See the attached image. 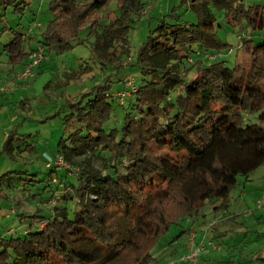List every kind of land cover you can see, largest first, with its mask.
Here are the masks:
<instances>
[{"label": "trees", "instance_id": "1", "mask_svg": "<svg viewBox=\"0 0 264 264\" xmlns=\"http://www.w3.org/2000/svg\"><path fill=\"white\" fill-rule=\"evenodd\" d=\"M17 1L0 0V10L21 11ZM181 1L196 21L162 19L132 58L127 34L146 9L145 0H51V19L40 39L15 33L3 47L5 64L13 68L27 64L37 48L45 57L63 55L92 39V60L105 70L128 61L135 76L133 90L112 93V85L125 83L126 76L110 74L105 84L68 103L63 123L70 132L44 161L46 166L56 156L63 160L64 167L46 166L48 198L56 202L47 213L29 216L20 233L0 234V264H149L170 226L216 200L222 202L213 210L226 208L237 177L264 166V42L255 45L251 37L264 29V5ZM210 4L239 32L248 66L213 62L234 48L217 35ZM104 17L108 22L101 25ZM83 29L87 38L79 40ZM32 40L36 48L26 52ZM125 90L129 95L121 103L116 95ZM253 117L260 125L248 123ZM70 168L76 169L73 181L65 177ZM208 261L199 264H240Z\"/></svg>", "mask_w": 264, "mask_h": 264}, {"label": "rangeland", "instance_id": "2", "mask_svg": "<svg viewBox=\"0 0 264 264\" xmlns=\"http://www.w3.org/2000/svg\"><path fill=\"white\" fill-rule=\"evenodd\" d=\"M50 1L18 0V4L23 3L19 7L21 11L14 12L17 7L0 10V81L4 87L15 84V88L11 87L6 95H0V234L8 229L20 233L28 227L29 216L47 213L52 206L54 200L48 198L51 181L49 187H45L47 183L44 182L49 170L44 161L46 156L53 157L60 139H65L70 132L71 127L63 123L70 112L68 103L75 102L92 87L105 84L104 78L110 74H118L122 79L126 76L125 83L131 81L133 86L131 77L135 76L134 69L127 66L128 61H124L118 70H105L99 62L91 59L89 43L92 39L85 46H74L63 55L44 56L38 67L32 70L33 78L18 79L26 64L13 68L6 65L3 47L10 43L15 33L40 39V31L51 19ZM145 2L149 11L143 10L142 16L134 18L127 34L130 58L151 34H156L162 19L169 22L177 16L180 23L196 21L188 3L181 0ZM244 4L264 5V0H244ZM209 9L215 17L217 35L235 49L239 32L226 23L222 10L213 4ZM114 15L113 12L111 18ZM104 18L101 25L108 22ZM87 33L88 29H83L79 40H85ZM251 37L255 45L261 44L264 42V29L253 31ZM31 48H36L33 40L25 44L24 50L28 52ZM213 60L222 61L229 68L235 64L248 66L251 62L243 49L223 52ZM9 76L11 80L5 82ZM125 83L122 86L119 82L114 83L111 92L130 86ZM248 123L260 125L255 117ZM9 136L12 137V145L5 151ZM94 166L100 170L101 163L95 161ZM72 170L76 171L70 168L65 173L67 181H73ZM234 186L224 203L226 208L213 210L222 202L216 200L204 205L195 217L191 215L185 221L170 226L151 250L149 264H199L205 258L208 262L229 260L240 264H264L260 259L264 253V208L259 207L264 202V166L247 177L238 176ZM65 197L68 201L69 195ZM69 205L75 207L71 202ZM18 213L23 216H17ZM198 248L195 261L177 262L182 256L189 255L190 249L196 251Z\"/></svg>", "mask_w": 264, "mask_h": 264}, {"label": "built area", "instance_id": "3", "mask_svg": "<svg viewBox=\"0 0 264 264\" xmlns=\"http://www.w3.org/2000/svg\"><path fill=\"white\" fill-rule=\"evenodd\" d=\"M144 11L148 12L149 6H147L146 9H144ZM237 46L238 47H236L235 49L240 50L241 44L240 45L238 44ZM233 50L234 49L230 50L229 53L232 52ZM43 58H44L43 49L37 48L36 51L29 57V60H28L27 64L25 65L23 72L18 76V79L20 80V79H27V78L33 77L32 70L34 68L38 67V65L42 62ZM125 84H126V86L130 85L129 87H126L127 89L130 88L133 90V86H132L131 81H127V83H125ZM12 86L13 85L10 83L4 87V86H2V83L0 81V92H9V90ZM128 95H129V91L126 90V91H122V92L117 93L116 96L119 99V101L122 103L124 97L128 96ZM51 164L58 165L60 167H64L63 160H62L61 156H56L55 159H53V160L48 159L46 166L48 167ZM52 200H54V202L52 204V206H53L56 201H55V199H52ZM259 207L264 208V202H262ZM10 232H12V231H10ZM199 250H200L199 248L196 251H193L192 249H190L191 252L189 253V255L182 256L181 258H179V260L177 262L186 263V262L195 261L197 259V255H198ZM260 259L264 260V253L261 254Z\"/></svg>", "mask_w": 264, "mask_h": 264}, {"label": "crops", "instance_id": "4", "mask_svg": "<svg viewBox=\"0 0 264 264\" xmlns=\"http://www.w3.org/2000/svg\"><path fill=\"white\" fill-rule=\"evenodd\" d=\"M35 49V48H34ZM38 70V69H37ZM33 78V77H32ZM35 78V77H34ZM11 80V77L9 76V77H7L4 81L5 82H9ZM12 88H15V84H13V86H12ZM7 94V92H0V95L2 96V95H6ZM10 94V93H9ZM208 207V206H207ZM206 207V208H207ZM13 210H11V212H12ZM14 212V211H13Z\"/></svg>", "mask_w": 264, "mask_h": 264}]
</instances>
